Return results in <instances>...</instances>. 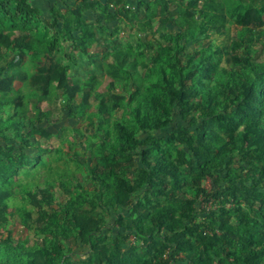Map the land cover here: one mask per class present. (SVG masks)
<instances>
[{
	"label": "trees",
	"instance_id": "16d2710c",
	"mask_svg": "<svg viewBox=\"0 0 264 264\" xmlns=\"http://www.w3.org/2000/svg\"><path fill=\"white\" fill-rule=\"evenodd\" d=\"M254 2L140 0L128 9L125 0H74L63 11L51 7L46 19L26 0H0V43L17 50L16 62L30 51L35 73L28 96L46 102L45 109L40 107L46 120H52L54 107L66 109L70 117L80 106L89 108L90 88L71 81L67 67L57 60L62 42L87 54L86 42L95 33L83 18L86 10L97 11L99 23L143 19L148 28L154 20L177 28L158 37L166 62L154 63L160 80L153 86L145 83L131 52L112 45L108 51L107 73L112 80L106 93L96 94L90 116L98 121L101 139L91 144L99 153L88 177L99 193L108 195L111 207H127L128 213L115 220L116 232L108 233L103 216L81 213L72 204L53 208L51 192L34 186L26 197L41 219L37 247L26 250L0 241V264H73L68 243L76 241L90 251L79 264H163L165 252L169 259L165 263L171 264L179 252L187 259L197 253L216 264H264V30ZM251 8L255 20L246 18ZM30 26L42 28L45 36H29ZM200 36L207 40L186 52V44ZM13 80L12 75L0 78V91L12 90ZM128 101L135 102L131 121L112 120V110ZM3 102L11 109L5 113L0 109V141H8L18 130L25 144L32 134L46 133L30 122L23 98ZM173 105L181 122L166 136L185 146L188 156L180 151L173 155L152 135L171 123ZM215 122L219 133L211 132ZM147 146L139 153L142 166L135 181L119 175L124 163L133 161L132 151ZM14 161L0 154V220L13 196L7 181L16 172ZM205 178L210 180L209 190L200 186ZM188 183L194 188L192 197L184 191ZM137 190L142 193L132 201ZM210 201L217 203L215 208L205 209L202 205ZM44 206L52 207L51 212ZM200 212L205 213L201 220ZM19 214L22 222H30L31 212L20 207ZM131 232L146 242L147 259L141 263L127 257L134 249L124 242ZM157 236L164 239L161 246Z\"/></svg>",
	"mask_w": 264,
	"mask_h": 264
},
{
	"label": "rangeland",
	"instance_id": "374dc122",
	"mask_svg": "<svg viewBox=\"0 0 264 264\" xmlns=\"http://www.w3.org/2000/svg\"><path fill=\"white\" fill-rule=\"evenodd\" d=\"M139 1L125 0V7L133 9ZM69 2L74 1L69 0ZM254 6L259 9L263 23L262 29L264 30V0H255ZM97 17L98 13L94 10H86L83 14V18L92 24V31L95 33V36L86 42L87 54L82 53L68 42L60 44L61 49L57 54V60L67 67L71 81L85 84L91 91L89 108L86 109L80 106L76 110L75 117H70L66 109L58 111L54 107L51 109L52 120L41 118L40 107L45 109L46 102H39L40 96H37L35 101H32L28 96L30 93L29 81L35 73V63L30 59V51L26 52L23 59L16 62L18 58L17 50L13 46H5L0 43V78L8 75L14 76L13 89L6 92L0 91V102H3L6 98H23L26 109L30 114V122L43 128L46 132L32 134L28 144L22 142L19 135H17L20 130L15 131L16 135L14 134L8 141H0L1 157L15 159L14 167L16 170L14 174L8 177L7 181L8 186L13 191V196L8 200L9 206L3 213V219L0 220L1 242L18 244L26 250L37 247L39 235L37 228L41 219L37 209L28 202L26 197V192L34 186L46 188L51 192L53 208L72 204L81 213L103 216L109 234L116 232L114 228L118 215L128 213L126 206L111 207L108 203V195L99 193L88 177V170L95 162L94 157L99 153L96 147L91 146V144H97L101 139L98 121L95 117H90L91 112L97 103L96 94L106 93L112 80L107 73L108 62H110L108 51L111 45L118 50L131 52L139 61L137 68L144 76L145 83L148 86H153L157 80H160L153 68L154 63L166 62V49L161 45L163 40L158 37L164 32L175 31L177 28L171 24L162 27L156 20L153 21L152 28H148L143 24V19H137L134 22L115 19L99 23ZM256 17V11L251 8L246 18L255 20ZM235 28L236 26L233 24L232 29ZM27 33L34 38L45 36L42 28L37 29L33 26L29 27ZM205 40H207L205 37L200 36L196 40L187 43L185 51L192 53L200 48ZM41 57H43L42 54ZM165 70L168 71V68L165 67ZM116 90H120V87L117 86ZM59 92L61 93V91ZM9 104L6 102L1 103L0 109L4 113L9 111L11 109ZM134 104V101H128L126 106L112 110V120L123 123L130 122L132 117L130 108ZM171 114L173 115L171 123L160 130L152 131V135L156 142L169 149L173 155L180 151L185 152L188 156L189 151L185 146L170 142L167 139L166 133L170 127L181 122L175 116L176 106L174 105L171 106ZM40 118L41 121L38 122ZM21 131H24V129ZM211 132L219 133L218 122L214 123ZM142 149H148V146L138 147L132 151V154H134L133 161L124 163L123 167L118 170L119 175L129 181H135L137 169L142 166L139 156ZM200 186L209 190L211 187L210 180L208 178L202 179ZM184 191L188 197L194 195V188L190 183ZM141 193L140 190L133 192L131 194L132 201H135ZM200 199L196 201L198 206H200ZM216 204L208 203L206 206L209 205L210 208H215ZM20 207H24L31 212L32 218L28 224L21 220ZM44 209H47V207L44 206ZM47 210L51 212L52 207ZM204 216L205 213L200 212L197 218L201 220ZM120 232H124V229H120ZM155 238L161 246L164 242L163 237L157 236ZM124 242L127 246L134 247L127 254L129 259L138 263L147 259L145 253L146 242H141V240L135 238L133 232ZM68 244L71 247L70 259L73 264H79L81 260L89 256L88 246L78 241L75 243L69 242ZM167 251H170V249H167ZM167 259L168 254L165 252L161 257L162 263L171 264L169 262L165 263ZM173 264H216V262L199 256L197 253L187 259L184 253L179 252L175 254Z\"/></svg>",
	"mask_w": 264,
	"mask_h": 264
},
{
	"label": "crops",
	"instance_id": "0c3cea01",
	"mask_svg": "<svg viewBox=\"0 0 264 264\" xmlns=\"http://www.w3.org/2000/svg\"><path fill=\"white\" fill-rule=\"evenodd\" d=\"M26 2L30 6L37 8L40 11L41 15L43 16V18L46 19L50 18L51 7H57L63 11L65 10L66 5H73L74 3V2H69V0H26Z\"/></svg>",
	"mask_w": 264,
	"mask_h": 264
},
{
	"label": "built area",
	"instance_id": "2783aa9c",
	"mask_svg": "<svg viewBox=\"0 0 264 264\" xmlns=\"http://www.w3.org/2000/svg\"><path fill=\"white\" fill-rule=\"evenodd\" d=\"M208 203H211V201L208 202ZM208 203H204V204H203V207H205V209H209V208H210V207H209L210 204H209L208 206H206V204H208Z\"/></svg>",
	"mask_w": 264,
	"mask_h": 264
}]
</instances>
